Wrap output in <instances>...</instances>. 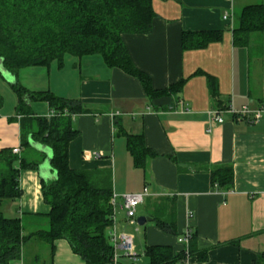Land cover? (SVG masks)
I'll use <instances>...</instances> for the list:
<instances>
[{
    "label": "crops",
    "instance_id": "obj_1",
    "mask_svg": "<svg viewBox=\"0 0 264 264\" xmlns=\"http://www.w3.org/2000/svg\"><path fill=\"white\" fill-rule=\"evenodd\" d=\"M261 4L264 0H154L152 32L125 35L124 43L155 91L185 81L178 94L151 98L139 79L108 67L100 56H68L62 69L53 63L50 69L23 70L37 79L32 82L38 85L27 86L30 92L76 100L87 111L73 117L80 133L69 149L73 170H110L117 196L148 188L149 196L137 210V219L151 220L145 226L127 219L121 200L116 212L118 232L132 236L136 251L144 256L153 246L170 247L182 255L185 246L178 240L187 229L194 234L189 264H254L264 253V120L250 124L225 115V123L218 125L209 116L231 104L238 111L264 106V33L257 36L263 39L260 43L251 38L249 45L236 46L232 31L246 7ZM226 14L231 21L224 20ZM201 32H222L223 39L205 49L183 47L184 33ZM211 77L217 84L214 92ZM37 111L36 116L53 114L46 103ZM126 136L143 137L155 154L145 169L135 167ZM19 139L21 156V135ZM32 148L36 151L32 160L40 166L52 156L46 150L42 161L38 155L43 148L35 144ZM48 167L43 176L51 181L55 175ZM223 167L234 172L230 191L213 183L212 173ZM39 168L20 171L23 195L10 206L18 213L11 214L10 209L6 213L35 230L51 212L43 198ZM55 264L85 263L66 241H59Z\"/></svg>",
    "mask_w": 264,
    "mask_h": 264
},
{
    "label": "trees",
    "instance_id": "obj_2",
    "mask_svg": "<svg viewBox=\"0 0 264 264\" xmlns=\"http://www.w3.org/2000/svg\"><path fill=\"white\" fill-rule=\"evenodd\" d=\"M153 3L154 0H0V59L7 72L18 76L28 68L50 69L53 63L62 69L68 56H100L108 67L139 79L151 98L178 94L185 81L155 91L150 77L135 67L124 43L125 35L152 32L157 16ZM232 31L236 46H247L253 35L264 33V5L246 7ZM222 39V32L184 33L183 47L205 49ZM209 82L214 92L216 80L211 77ZM13 90L19 99L16 117L21 148L34 151L35 144L50 150L55 178L41 181L43 198L51 212L36 230L27 231L20 218H7L0 210V264H42V257L35 250L43 245L49 250L43 264H55L59 241H66L85 264L112 263L114 248L108 236L113 225L112 172L73 170L69 162L70 144L80 135L73 117L87 111L79 101L51 92H30L20 84L13 85ZM34 102L48 104L54 116H36L31 111ZM3 105L0 94V111ZM126 138L135 167L145 169L155 154L146 147L143 137ZM40 155L45 161L46 154ZM40 165L15 155L12 149L0 150V208L22 197L20 171L38 169ZM212 174L216 188L232 189V168H219ZM157 224L170 231L164 223ZM145 256L149 264H178L183 258L175 255L172 248L159 246L147 248ZM254 264H264V253L258 255Z\"/></svg>",
    "mask_w": 264,
    "mask_h": 264
},
{
    "label": "built area",
    "instance_id": "obj_3",
    "mask_svg": "<svg viewBox=\"0 0 264 264\" xmlns=\"http://www.w3.org/2000/svg\"><path fill=\"white\" fill-rule=\"evenodd\" d=\"M225 21H231V16L226 14L224 16ZM225 115H231L236 121H247L250 124H258L264 120V106L259 109L252 110L248 107H244L241 111L235 110L233 105L223 109L219 108L209 113L210 120L214 124L222 125L225 123ZM54 116V113L52 114ZM51 116V117H52ZM20 149H14L13 153L20 156ZM99 157L98 154H95ZM149 196L148 188H145L143 192L138 194H126L122 196L113 195L112 207H113V225L108 233L111 245L114 248V260L110 264H122L121 260L130 262V264H137L140 256L136 252L134 239L132 236L126 233H119L116 228V212L117 202L121 200V209L125 211L127 219L133 223H137V210L138 207L145 203L146 198ZM194 239V234L191 229L187 231L179 238V243L185 246L183 252V258L178 264H189L190 259V247ZM121 253L122 255H120Z\"/></svg>",
    "mask_w": 264,
    "mask_h": 264
},
{
    "label": "rangeland",
    "instance_id": "obj_4",
    "mask_svg": "<svg viewBox=\"0 0 264 264\" xmlns=\"http://www.w3.org/2000/svg\"><path fill=\"white\" fill-rule=\"evenodd\" d=\"M237 22V20H236ZM260 34H255L253 35L252 41L255 43H260L262 42L257 39ZM36 76L34 79L32 77L30 78V74L28 71H21L18 76H14L13 74L9 73L6 71V73H3L0 71V94L2 95L4 99V105L0 111V150L3 149H20V129H19V124L18 120L16 117V112H17V106H18V95L16 92L13 90V85L15 84H20L24 88L27 89V86L29 85H38V83H33L32 81H36ZM29 81V82H28ZM33 107H31V111L37 115L39 112V108H41L42 103L39 102H34ZM36 106V108H34ZM37 109V110H36ZM39 117H44V116H39ZM35 151L29 150V149H23V153L21 157L25 156V159H28V161H32V154H34V159L36 158L35 156ZM41 157V155H38ZM19 165V161H17V166ZM15 203L11 202L8 204H5L3 207L0 208L1 211H5V214L8 213L10 206ZM10 213H18V210L13 207L10 209ZM7 218L11 217L9 214L5 215ZM29 227V228H28ZM27 231H33L35 228H33L30 224H26ZM141 248V247H140ZM142 249V248H141ZM38 251L37 254H40L42 257V264L43 262H46L49 256V250L46 245L43 246H38L36 247V250ZM137 254L140 256L139 261L137 264H148L147 258L144 256V253L141 250L136 251ZM49 264V262H47Z\"/></svg>",
    "mask_w": 264,
    "mask_h": 264
},
{
    "label": "water",
    "instance_id": "obj_5",
    "mask_svg": "<svg viewBox=\"0 0 264 264\" xmlns=\"http://www.w3.org/2000/svg\"><path fill=\"white\" fill-rule=\"evenodd\" d=\"M0 71L3 72V73H6V70H5L4 66H3V60L2 59H0ZM42 148L43 149L41 151L43 153L47 154L46 150H48V149H45L44 147H42ZM51 159H52V156L49 157V155H48V158L46 160V163L43 166H40V168H39V172H40V175H41V179L42 180H47V178H45L43 176V169L46 167V165L49 166L48 167L49 168L48 170L52 171V168H51ZM148 221H151V220H148L146 217H139L137 219L138 225L141 226V227L145 226Z\"/></svg>",
    "mask_w": 264,
    "mask_h": 264
}]
</instances>
